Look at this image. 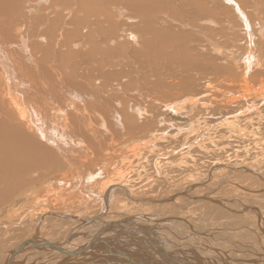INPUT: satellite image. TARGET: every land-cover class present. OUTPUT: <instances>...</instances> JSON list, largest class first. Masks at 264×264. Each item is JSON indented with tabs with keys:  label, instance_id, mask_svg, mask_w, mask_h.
Here are the masks:
<instances>
[{
	"label": "bare ground",
	"instance_id": "6f19581e",
	"mask_svg": "<svg viewBox=\"0 0 264 264\" xmlns=\"http://www.w3.org/2000/svg\"><path fill=\"white\" fill-rule=\"evenodd\" d=\"M50 1L51 0H0V208L3 206L10 205L9 203L15 204L16 201H13L14 197L19 195L21 191L24 190L27 186H31L35 182L36 178L38 180H41V179L47 178V176H50V175L55 176L58 172H62L61 178L66 179L67 175H64V174L71 172V173H75L78 176V179H81V180L83 179V182H85L84 168L89 165L90 161L88 160L92 158L91 157L92 155H90L89 153L87 155H81V151H86L92 148L91 144H88V141L92 142V139L88 137L89 140L87 141L85 139L73 137L75 136L74 127L70 123H68V121L70 118H73L76 123H80V120H83L86 122L85 126L90 131L94 132V131H97L93 127V119L95 118V120L98 122V125H99L98 131H103L104 137L110 136L111 132L109 129H107L108 127H106V113L108 109L107 101L108 99H110V96L112 93H122L120 88H117L116 90H112L108 86L102 85L101 82L98 79H96L97 70L94 69L95 68L94 57L93 56L86 57V55H84L86 53L88 54L91 53V52H88L91 47H87V49L83 51H79L80 54H74V58H76L75 61H73L74 58L71 59L70 54H64V53H61L60 55L52 54L56 48H60L58 44L64 38V35L67 32L65 31V25L62 26L63 22L68 18H72L75 13L74 9L66 10L65 8L73 7V6L75 7L78 1L79 4L82 5V8L87 9V11L85 12L86 16L92 15L93 9L90 7H87L83 3L84 0H70V2L69 1L66 2V0H53V7L51 8V11H50L49 8L48 9L44 8L49 5ZM105 1H107V4H113V3H118L122 0H105ZM123 1L128 6L137 5V6L146 7V6H149L150 4L151 5L158 4L161 0H123ZM201 1L208 4V6L211 8V11L214 13L203 9V6L201 4L198 5L196 0H192V5L194 6V9L196 7L199 8L197 11H195V13L196 14L198 13V16L200 15L202 16L203 14L204 16H206V19H209L208 21L199 23L200 27H202L204 23H208L214 31L218 29L219 31L222 29L224 30V28H226L225 30L229 32V34H231L232 39H234L235 36H242V40L238 39L236 40L235 43L232 42L233 47L236 46L238 49H233L231 52H228V51H223V48H220L214 45L213 51L216 54L215 56L217 58L222 59L224 65H228V67L231 68L224 73V77L220 78V81L223 78H227V79L229 78L228 79L229 82L226 81L225 83H222V85L228 86V85H233V84L236 85L237 83L241 84L240 85L241 92H239L238 94L236 93L235 95L233 94V92L232 94L231 93L225 94L226 100H227L226 104L231 105L233 107L235 106V103H237V101L241 102V100H243L242 98L246 99L245 101H247L250 104L242 105L241 110L235 111L233 115V116H236L237 118H238V115H241V118L243 117V119L231 118L230 122L227 123L228 125H224V123H220V122L222 121V119L227 118V117L221 116L218 118V115L216 117V114H210V109L212 110L213 106L206 105L202 101V98L200 100L199 97H190V98L187 97L186 99L183 98L182 101L174 100L172 103H167L168 105L164 106L165 108L164 110L167 111L168 121H171V122H166L165 120H162V122L160 123V126H166L168 128H173V127H176L175 125L177 123L184 122L183 124L184 125L186 124L185 128H187L186 129L187 137L186 138L184 137L182 141L186 140L187 143H189L188 140L190 141L192 138L193 139L195 138L194 143L196 144H199V141L202 139L203 141L206 142L208 139L206 140L205 138L210 136L209 134H206V133H209V131L211 130L215 131L218 129V131H220V129H223V127H225V129H228L229 132H232L233 129H235V131L237 129H240V124L245 121H247V123H250L254 119L261 120L264 117V111H263L264 106L259 105V104H264V17H262L261 19V14L259 12L262 0H201ZM29 4L37 5L35 8L36 11L30 12L31 13L30 19L27 13V10L31 9L29 8ZM188 5L190 6V2ZM135 8H138V7H135ZM257 11L259 13H256ZM221 14H222L221 19H220L221 23H217L216 17L220 16ZM36 15L38 16L43 15L44 18L48 20L50 18H54L53 23L57 25H61L62 28L57 35V42L55 41L54 37L50 38L51 40L48 42V39H46L45 37L39 36L37 39L39 41L37 42L36 47H41L42 49L36 50L35 53L37 56L33 57L32 55H30L29 47L27 46V41H29L30 38L27 35H22V33L24 31L28 32L31 30L34 24ZM21 18H24V21L21 22L20 24H17ZM93 25H96V24L94 23ZM80 26L81 28L85 30L93 28L89 25L88 19H87V22L84 24L80 23L79 19L77 20L76 25L72 26L71 24V28H80ZM40 27L42 28L44 26H40ZM69 28L70 27L68 26L66 29H69ZM182 28H186L191 31L197 32V28H194L188 25H183ZM128 32L129 31L124 30L125 37L126 35L129 34ZM142 32L145 33L146 29H143ZM17 36H18V39L21 41H18V44L16 45ZM145 36L147 37V35ZM130 37H131V40H135V38L136 39L138 38V35L136 36V34L135 35L131 34ZM209 44L212 45L213 43L209 41ZM48 45L51 46V49L48 48ZM5 47L10 48L12 50L14 49L17 50V52L20 55L19 60L22 64V69H20L21 71L20 70L16 71L14 67V63L12 62L14 59L12 60L9 59V56L5 52V49H4ZM240 47H242V49H240ZM45 48H47L46 51L43 50ZM74 48L77 49V48H80V46L74 45ZM56 59H58V65L55 66ZM43 61L48 63L47 67L40 65V63ZM108 69H109V66H106V68L103 71L105 72ZM18 74L21 75L23 79H19ZM237 75L241 77V81L237 80L236 78ZM106 76L107 75H104V78L102 80H104ZM253 80L256 81L255 87H251ZM71 83L75 85L74 88L69 86ZM207 85L208 86H206L205 88V90L207 91L211 92L212 90H216V92L220 94L224 92V91H221V89L223 88L222 85H219V84L214 85V83H208ZM34 86L38 88L40 91H42L43 96H40V94L37 91H35ZM207 95L210 96L209 93ZM233 95H235L236 97H234ZM214 97L211 96L210 98L212 100H216V98ZM102 99L104 100L103 103H101ZM88 100H91V101H88ZM92 100H94V103ZM255 103L257 104L255 105ZM94 105L96 106L93 107ZM218 106L220 107V105ZM12 109H15L20 116L16 117L12 113ZM135 110L139 113L140 116H143L142 114L148 115V112L145 110V108L137 107ZM193 116H195V118H192ZM247 116L249 118H247ZM212 121H215V122H212ZM187 122L189 123L187 124ZM113 123H114V126H113L114 128L116 127L120 129L121 131L126 130V126L124 124V118L120 120V118L117 116L115 120L113 121ZM259 125H262V124H259ZM259 125H256V126H259ZM240 132L243 133L241 129H240ZM255 137L256 136H254V139ZM154 138H155V135H153V137H151L150 140L154 141ZM242 139L243 138H241V140ZM211 140H212L211 141L212 145H214L212 146L211 149L208 148L209 146L208 147L203 146L201 144L202 142L200 143V147L203 149V150L201 149V152L202 151L206 152L209 155V153L213 154L216 151L225 152L224 150L233 148L229 145L228 142L222 143L221 144L222 146L219 147L216 141H214L213 139ZM257 140H258V137L256 141ZM111 141L112 140L108 139L107 142H104L103 144H105V147H102V149L103 151L109 154L119 155L118 157L121 158L119 161L120 166H118L117 175L112 177V179H110L109 182H106L100 188V191H99L100 197L98 198L99 203H97V201L96 203L100 205L101 210L97 214L93 213L92 217H88V215H85L84 213H81L78 211L75 212V210H67V209L66 211L62 213L60 212L53 213L51 211H48L47 209L48 208L47 202L44 201V199L47 198L45 195L44 197H41L40 199H38V197H34L36 204L32 205L31 207H35L36 212L30 210L31 213H28V214L30 215L33 214V215H31L30 217L28 216V217L31 219L32 216L34 215H38V216L31 219L32 221L33 220L35 221L34 224L30 222V219L29 221L27 220L26 222H29L30 224L25 227L24 225H22V221H24V218H26L27 215L26 214H24L23 216L17 215L11 211V208H8L10 210V214H8L9 215L8 219H11V218L13 219L16 217L15 221L19 223L17 224L15 221L12 220L11 224L14 225L15 223L17 227H20L18 228L19 230L16 229L17 228L16 227L15 228L16 230H14V233L20 232V234L16 233V235L18 236L15 235L16 237L14 238H12L13 235H11L10 233L4 236L6 238L8 237L11 238V239H8V243H13V242L15 243L16 241L17 243L15 245L13 243L14 246L12 245L13 247H11L10 250H7L2 253L0 252V255H1L0 264H45L43 262H46L47 264H128V263H123L122 261H118V260H125V262L126 260H128L130 264H145V262H141L142 260L137 259L141 255L144 257H148V262L150 264H155V261H158V259L160 261H162V259H165L169 264H179L176 261H174V259L171 258L170 252L167 250V248L164 246V243L161 241L163 239L160 240L158 239L159 237L156 238L155 236H152L156 234V233L153 234L154 232L153 226H156V225L158 226L159 224L163 222L165 223L166 221V220L163 221L164 218L158 219L155 216V214H154V217H152V219L146 217L148 213L152 212L153 208L161 207L162 210L163 208H166V207L168 208L171 204H177L179 202L178 200L182 198L181 196H183V197H186L187 199L194 200L195 202L196 201H207L209 202L208 204H212V202H215L217 205L222 206L223 209L231 211L233 213L232 205H230L232 203L227 204L226 201H216L215 200L216 199L215 197L218 195H221L222 192H218L217 190L218 193H216L215 195H212L214 191L211 192V196L203 197L202 195L210 193V191L213 189V186L218 185V182L212 181L214 174L215 175L222 174V175H225V177H227V175H230V178H232L234 177L232 176L233 171L237 172L238 171L237 168H240L237 165H236L237 167L236 166L232 167L229 165V163L224 162V161L222 162L220 158L216 159L215 161L209 163L210 168L207 171V174H205L208 177H205V179L197 181L198 179L196 180L194 176L192 179L190 178L191 180L188 182L187 186L185 184L184 186L185 189L182 187L183 190H180L175 193L173 192L168 193L164 195L163 197H161V199L155 198L154 195L152 196L149 195L150 197H146L145 195L142 194V192H149L151 189H146V188L143 189V186H140L139 184L142 181L143 174L147 175V172L149 171L147 164L155 160L154 169L156 171H162L163 165L165 166L170 163L168 160L167 161L165 160L166 158H168L166 155L170 154L167 152L169 147H171V149H173L172 152L176 154V152H178L177 150H179L176 148H180L181 143L178 144L176 140H172L171 142V140L167 139V140L162 141L163 144L165 145L162 144V145L154 146L153 144L156 142L155 141L154 143H152L151 146H149L148 143L139 141L136 143L133 142L134 144L125 148L123 152H117L115 148H112L111 143H109ZM245 141L246 140H244V142ZM183 143L185 142H182V145ZM254 144L256 143L254 142ZM192 145L195 146L192 143H190L188 146L191 147ZM257 146L255 145V147ZM234 147L240 148V146L237 144ZM241 147L243 148L242 145ZM189 149L191 148H188L187 150L189 151ZM251 149L253 148L251 147ZM73 153L77 155H73ZM251 153L253 152L251 151ZM212 154L210 156H212ZM215 155H217V152L215 153ZM184 156H185V153H184ZM152 157H154V159H152ZM101 161L104 167H102L101 172L99 171L94 175L96 180L97 178L101 177L104 174L108 175L111 172L112 168H115V165H117L116 163L113 164L109 161H106L105 159ZM239 162L241 161L239 160ZM242 162H243L242 164L244 165H250L248 163H244V161ZM133 164H135V167L133 170H134V173H136L137 178L132 180L130 179L132 178L130 176L131 172L128 171V169L131 166H133ZM186 165H188V163ZM206 166H208V164ZM254 166L256 168L257 165H254ZM182 167H184V165H182ZM186 167L189 168L190 166H186ZM174 168H175V165H174ZM250 168L252 167H246V169L244 168L243 169L248 171L252 175L255 174V176L256 175L259 176L258 179L260 178L259 180H262L264 182V177L261 176V173L263 172L258 173L257 171H254L253 168L252 169ZM64 170L65 172H63ZM192 173L193 172H191V174ZM191 174H190V177H191ZM167 177H169V174ZM226 179L228 180V178ZM72 180H77V178L73 176ZM66 181L67 183H69L71 180L69 179ZM196 183L200 185H197ZM243 184L242 186H244ZM226 185L229 186L231 184L226 183ZM49 186L51 187L48 188ZM228 186L226 187L232 191L233 188L228 187ZM67 187L68 185L65 183V181L62 183L61 181H58V182L56 181L55 185L53 184L44 185L43 190H44V193L52 192L57 196L58 200H63L67 198V196L63 195L65 192L68 191L66 189ZM221 187L222 185L220 186V189ZM177 188L179 187L177 186ZM217 189H219V187ZM220 191H222V189ZM235 191L238 192L240 190H235ZM235 191H233V194H235ZM157 193L159 192L157 191ZM119 194L121 195L120 197H119ZM124 194L127 196L129 200L126 198ZM116 195H118V197L116 198L117 201L114 204H117L119 202L118 198H120L121 200L123 199L121 206L118 208L119 214H121L120 212L122 210H127L128 212H135L134 215L124 216V217L119 218V220L110 219V217L112 216L109 214L113 210L112 209V205L114 207L113 199H114V196ZM236 195H239V194L236 193ZM257 197H259V193ZM17 204L21 207H24L26 204V200L18 201ZM138 204H144V205H138ZM40 207H42V209ZM39 209L41 210L39 211ZM243 210H249L250 212L256 210L255 213L259 215L258 225H259V228L262 229L261 227L262 219L261 218L263 215L260 216L261 212H259L258 208L253 207V206H248L245 209H242V212ZM142 211H145V212H142ZM218 212L220 213V211ZM2 214L4 213H1V215ZM21 217H23V219H21ZM187 217L188 215L186 216V218ZM236 217H239V216H236ZM54 218L58 222L67 221L68 223H70V225L68 224V226H65L66 223L59 225L56 222L54 224L56 226L52 225L51 232L55 233V234L53 233L54 236L55 235L58 237L61 236V238H63L61 241H57V242L55 239L52 238V236L49 235L51 233L50 231L46 232V230L48 229L45 227L46 222L48 223L49 220L51 221ZM141 221L148 222V224L152 226L140 225L139 222ZM107 224H110V226L107 227ZM127 226H132V227L134 226V227H137L138 229H144V231L147 230L148 235H146L147 233L145 235L138 233L136 232L137 230L135 231L136 233L133 232V234H135L133 235L129 231H126L125 228ZM254 228L252 229L254 230ZM103 229H105V231H102ZM242 230H245L246 232V229H242ZM81 231H86L90 235L91 238L87 239L88 236L85 237L82 235H80L79 237H75V234L77 232L80 233ZM99 233H101L100 238L104 240L97 239L96 242H94V244L91 246V249H88L86 253L84 252L80 253L82 250L86 249L89 246L91 239L96 234H99ZM120 235H122L123 237L125 236L126 238H129L131 240L133 239L135 241H138V243L137 242L134 243L135 245H137L135 247L136 249H134L135 255H133L134 251L128 252L130 251V249L127 250L126 252L123 249L118 250V248L116 251L114 249L113 251L111 248H107L105 246H102L100 248V245L104 241L108 242V240L116 239V241L120 242L119 241ZM105 236H108V237H105ZM254 238L252 240H255ZM139 241L140 242L143 241L142 243L145 242L148 246H150L149 247L151 248L150 251L146 249V247L144 246L145 244L144 245H142V243L139 244ZM171 241L169 240V242ZM45 242L56 245L60 247L61 249L57 250L55 248L53 249V248L42 246V244ZM157 242L160 244V247L162 249L159 248V245ZM80 244H83L85 246L81 248ZM118 244L117 242L116 244L114 243V247H116V245L118 246ZM66 251H68L69 254L71 253L73 256H70V255L68 256L64 254V252ZM222 253L220 255H222ZM43 254L45 256H43ZM55 255H57V257H54ZM137 255L138 257H136ZM195 255L197 256V254ZM109 257L111 258L115 257L116 260L110 259ZM234 257L236 256L234 255ZM38 258H41V259L38 260ZM58 258L60 259L58 260ZM22 260H24L25 263H23ZM226 260H229V259L226 258ZM188 264H195V263H188ZM198 264H203V263L201 262ZM237 264H239V262H237Z\"/></svg>",
	"mask_w": 264,
	"mask_h": 264
},
{
	"label": "rangeland",
	"instance_id": "374dc122",
	"mask_svg": "<svg viewBox=\"0 0 264 264\" xmlns=\"http://www.w3.org/2000/svg\"><path fill=\"white\" fill-rule=\"evenodd\" d=\"M67 1L70 2V0H66V2ZM189 2H190V6L188 5ZM196 2L198 3V5L201 4L203 6V9L211 11V8L205 2H202L201 0H196ZM83 3L87 7H90L93 9V14L86 16L85 12L87 11V9L82 8V5H80L78 1L75 7L73 6V7L65 8L66 10L74 9L75 13L72 18H68L63 22L62 26L65 25V31L67 32L64 35V38L58 44L60 48H56L52 54H55V55H60L61 53L70 54L71 59H73L74 54H80L79 51H83L87 49V47H91L90 50L88 51L91 53L89 54L86 53L84 55H86V57H90V56L94 57V66H95L94 69L97 70L96 79H98L102 85L104 86L106 85L112 90H116L117 88H120L122 92V93H112L110 96V99H108L107 101L108 109L106 113V127H108L107 129L110 130L111 135L104 137L103 136L104 132L98 131L99 125H98V122L95 120V118L93 119V127L97 131H94V132L90 131L85 126V123H86L85 121L80 120V123H76L73 118L69 119L68 123H70L74 127V131H75V136L73 137H78L81 139H85L87 141L89 140L88 137L92 139V142L88 141V144H91L92 148L86 151L80 150L81 155H87L88 153L92 155L91 156L92 158L88 160L90 161L89 165L84 168L85 182H83V179L82 180L78 179V176L75 173H71V172L64 174V175H67L66 179L61 178L62 172H58L55 176L53 175L47 176V178H44L41 180H38L36 178L35 182L31 186H27L24 190L21 191L19 195L14 197L13 201H16L15 204L9 203L10 205L3 206L0 208V250L2 249L0 252L2 253L7 250H10L11 247H13L17 243V241L15 243L13 242L14 245L13 243H8V239H11V238L8 236H7L8 238H6L4 236L10 233L11 235H13L12 238H14L18 236L16 235L17 232L14 233V230L20 228V227H17L15 223L14 225L11 224V221L12 220L15 221L16 217L13 219L12 218L8 219L9 217L8 214H10V210L8 208H11V211L17 215H20V216H23L24 214L27 215L26 218H24V221H22V225L26 227L27 225L30 224L29 222H26V221L27 220L29 221L30 219L29 217L33 215V214L30 215L28 213H31L30 210L36 212L35 207H31L32 205L36 204L34 197H38V199H40L41 197H44L45 195L47 198L44 199V201L47 202V205H48L47 209L48 211H51L53 213L54 212L62 213L66 211L67 209V210H75V212L78 211V212L84 213L85 215H88V217H92L93 213L97 214L101 210L100 205L97 204L99 203L98 198L100 197V193H99L100 188L106 182H109L110 179H112V177L117 175V171H118L117 169H118V166H120L119 161L121 159L120 157H118L119 155H116V154L112 155V154H109L103 151L102 147H105V144L103 143L107 142L108 139L112 140L109 143H111L112 148H115L117 152H123L125 148L133 145L134 144L133 142L135 143L139 141L146 142L149 144V146H151L152 143L156 141L153 145L157 146V145H162L163 140L169 139L171 140V142L172 140H176L178 144L181 143V147L176 148V149H179L177 150L178 152H176L177 156L176 154H174V152H172L173 149L169 147L167 152L170 154L166 155L168 158H166L165 160L166 161L168 160L171 164L169 163L168 165H165V166L163 165V169H162L163 172L156 171L154 169L155 160L147 164L149 171L147 172V175L143 174L142 181L140 180L141 183L139 184L140 186H143V189L144 188L151 189L149 192H142V194L145 195L146 197H150L149 195L151 196L154 195L155 198L161 199V197H163L164 195L168 193H172V192L175 193L180 190H183L185 184L187 186L188 182L194 176L196 180L198 179L197 181L205 179V177H208L205 174H207V171L210 168L209 163L219 158L222 162L223 161L227 162L232 167L237 165L240 168H237L238 170L237 172L233 171L232 176H234L235 178L234 177L230 178V175H227V177H225V175H222V174H219V175L214 174L212 181L218 182V185H214L210 193L202 195L203 197H206V196H211L212 191H214L212 195H215L218 192H222L221 195L216 196L215 197L216 199L215 198L214 199L216 201H226L227 204L232 203L230 205H232L233 213L231 211L223 209L222 206L217 205L215 202H212L213 204L212 206V204H208L209 202L207 201H196L195 202L194 200H190V199H187L186 197L181 196L182 198L178 200L179 202L177 204H171L173 206L170 205L168 208L167 207L163 208V210L161 207L153 208L152 209L153 213L150 212L151 214L148 213V215H146V217L152 219V217H154V214H155V216L158 219L164 218L163 221L166 220L165 223L163 222L159 224L158 226L157 225L154 226L153 234L156 233L154 234V236L156 238L159 237L158 239L160 240L163 239L161 241L164 243V246L167 248V250L170 251V256L172 259H176L183 263L198 264L202 262L203 264H208V263L210 264H237V262H239V264H250V263L251 264H264V258H263L264 257V246H263L264 245V242H263L264 241V230H263L264 229V182L262 180H259L260 178L258 179L259 176L257 175L255 176V174L252 175L248 171L244 170L246 169V167H252L253 170L257 171L258 173L263 172L261 173V176L264 177V150H262L264 149V141H263L264 140V137H263L264 136V130H263L264 129V117L261 120L254 119L250 123H247V121L241 123L240 129L241 131H243L244 135L242 132H240V129H237L236 131L235 129H233L234 132L233 131L229 132L228 129H225V127H223V129H220V131H218L217 129L215 131L211 130L209 131V133H206L210 135L207 138H205L206 140L207 139L208 140L205 142L202 139L199 141V144L194 143L195 138L194 139L190 138L191 140L190 141L188 140L189 143H187L186 140L182 141L184 137L185 138L187 137L186 135L187 128H185L186 124L184 125L183 124L184 122L177 123L175 125L176 127H173V128H168L166 126H160V123L162 122V120H165L166 122H171V121H168L167 111L164 110L165 109L164 106L168 105L167 103H172L174 100L182 101L183 98L186 99L187 97L188 98L199 97L200 100L202 98V101L206 105H212L213 108L212 110L210 109V114H216V117L218 115V118L221 116L227 117V118L222 119V121L220 120L221 121L220 123H224V125H228L227 123L230 122L231 118L243 119V117L241 118V115H238V118L233 115L235 111L241 110L242 105L244 104L246 105L250 103L245 101L246 99L242 98L243 100H241V102L237 101V103H235V106L233 107L231 105L226 104L227 100H226L225 94L227 93L232 94V92L235 95L236 93L238 94L239 92H241V86H240L241 84L237 83L236 85L233 84V85H228V86L222 85V83H225L226 81H228L229 78L228 79L223 78L221 79V81H220V78L224 77V73L231 68H229L228 65H224L222 59L217 58L215 56L216 54L213 51L214 45L220 48H223V51H228V52H231L233 49H238L236 46L233 47L232 42L235 43L236 40L238 39L242 40V36H235V38L232 39L231 34H229V32L225 30L226 28L220 31L217 28L218 30L214 31L208 23H204L202 27H200L199 23L208 21L209 19H206V16H204L203 14L202 16L201 15L198 16V13L197 14L195 13V11H197L199 8L196 7L194 9V6L192 5V0H161L158 4H155V5L150 4L149 6H146V7L137 6V5L128 6L123 0L118 3H113V4H107V1L105 0H84ZM263 3H264V0L261 1V7L259 9V12L261 14V19L262 17H264V4ZM36 6H37L36 4H29V8H31L27 10L29 19L31 18L30 12L31 11L35 12ZM52 7H53V0H51L49 5L44 8L45 9L49 8L51 11ZM135 7H138V8H135ZM259 12L257 11L256 13H259ZM222 14L216 17L217 23H221L220 19H221ZM78 19H79V22L82 24L86 23L88 19L89 25L93 28L88 29V30L81 28V26L80 28H71V24L72 26L76 25ZM53 20L54 18H50L48 20L44 18L43 15H39V16L36 15L35 21H34V24L31 30L28 32L24 31L22 33V35H27L30 38V40L27 41V46L29 47L30 55H32L33 57L37 56L35 53L36 50L42 49L41 47H36L37 42L39 41L37 40L39 36L45 37L46 39H48V42L51 40L50 38L54 37L55 41L57 42V35L59 31L61 30L62 26L53 23ZM23 21H24V18H21L17 24H20ZM94 23L96 25H93ZM183 25H188V26L197 28V32L191 31L186 28H182ZM40 26H44V27L41 28ZM68 26L70 28L66 29ZM143 29H146L145 33L142 32ZM124 30L129 31L128 32L129 34L127 33L129 36L126 35L125 37ZM131 34L132 35L136 34V36L138 35V38L137 39L135 38V40H131V37H130ZM145 35H147V37ZM16 39H17L16 41V45H17L18 41H21V40L18 39V36L16 37ZM209 41H211L213 44L212 45L209 44ZM74 45H79L80 48L75 49ZM48 48L51 49V46L48 45ZM4 49H5L6 54L9 56V59L11 60L14 59L12 62L14 63V67L16 71L22 69V64L19 60L20 55L17 52V50L15 49L12 50L6 47ZM46 49L47 48L43 50L46 51ZM240 49H242V47H240ZM75 60L76 58L73 59V61ZM47 64L48 63L45 61L40 63V65L44 67H47ZM56 65H58V59H56L55 66ZM105 65L109 66V69L104 72L103 70L106 68ZM104 75H107V76L104 80H102L104 78ZM18 77L19 79H23L22 76L19 74H18ZM236 78L238 81H241V77H239L238 75L236 76ZM208 83H214V85H218V84L222 85L223 88L221 89V91H224V92L220 94V93H217L216 90H212L211 92L205 90L206 86H208L207 85ZM69 86L74 88L75 85L71 83ZM255 86H256V81L253 80L251 87H255ZM34 88H35V91H37L40 94V96H43L42 91H40L35 86ZM208 93L210 94V96L207 95ZM213 94L215 97L213 96ZM235 95L233 96L236 97ZM211 96L216 98V100H212L210 98ZM88 101H91V100H88ZM92 101L94 103V100ZM103 102L104 100L102 99L101 103ZM256 104L257 103H255V105ZM218 105H220V107ZM259 105L264 106V104H259ZM95 106L96 105H94L93 107ZM137 107L145 108V110L148 112V115L142 114L143 116H140L139 113L135 110ZM12 113L16 117L20 116L15 109H12ZM117 116L120 118V120L124 118V124L126 126V130L121 131L120 129L113 127L114 126L113 121L115 120ZM192 118H195V116H193ZM247 118L249 117L247 116ZM212 122H215V121H212ZM188 123L189 122H187V124ZM254 123L256 125H259V124H262V125L256 126ZM153 135H155L154 141L150 140V138L153 137ZM254 136H256L255 139H254ZM240 137L243 139L241 140ZM257 137L260 142L258 140L256 141ZM211 139L216 141L219 147L222 146L221 145L222 143L228 142L229 145L233 148L226 149L224 150L225 152L214 150L217 152V155L219 156L215 155L216 152L213 154L209 153V155L203 151L202 153L201 152L202 148L200 147V143L202 142L201 144L203 146H207V147L209 146L208 148L211 149L212 146H214L212 145ZM244 140H246L245 141L246 143L244 142ZM182 142H185V143H183L182 145ZM247 142L249 143V145ZM254 142L256 144H254ZM190 143L194 144L195 146L193 145L191 147L188 146ZM236 144L239 145L240 148L238 147L235 148L234 146ZM241 145L243 146L244 149L241 147ZM255 145L256 146L258 145V146L255 147ZM251 147L253 149H251ZM188 148H191V149H189L188 151L187 150ZM251 151L253 153H251ZM184 153H185V156H184ZM211 154L212 156H210ZM73 155H77V154L73 153ZM180 155L183 157H181ZM239 156L241 157L243 156L242 159L244 160H242L241 157ZM103 159L113 164L116 163L117 165H115V168H112L111 172L108 175L104 174L101 177L97 178L96 180L94 175L99 171L101 172L102 167H104L101 161ZM152 159H154V157H152ZM239 160L241 162H239ZM242 161H244V163L250 164L251 166L242 164L243 163ZM187 163L188 165H186ZM207 164L209 167L206 166ZM253 164L257 165L258 167L256 166L255 168ZM174 165H175V168H174ZM182 165H184V167H182ZM186 166H190L189 167L190 169ZM134 167H135V164H133V166H131L128 169V171L131 172L130 176L132 178L130 179L132 180L137 178V175L136 173H134V170H133ZM190 171L193 172L192 173L193 175L191 174ZM63 172H65V170ZM168 174H169V177H167ZM190 174H191V177H190ZM73 176L77 178L78 181L72 180ZM226 178H228V180ZM69 179L71 181L67 183L66 180H69ZM56 181L57 182L61 181V183L65 181V183L68 185V187L66 188L68 191L63 194L64 196H67V198L63 200H58L57 196L54 193L52 192L44 193V190H43L44 185H47V184L55 185ZM222 182H224L225 184ZM226 183L227 184L230 183L231 185L228 186L226 185ZM196 184L200 185L198 183ZM242 184L244 186H242ZM221 185H222L221 187L222 191H220ZM177 186L179 188H177ZM226 186L232 187L233 188L232 191L229 190ZM50 187L51 186H49L48 188ZM218 187L219 189H217ZM235 190H240V191L236 192ZM157 191L159 193H157ZM233 191H235V194H233ZM236 193L239 194L240 196L236 195ZM258 193H259V197H257ZM116 196L118 197V195ZM120 196L121 195L119 194V197ZM23 200H26V204L24 207H21L17 203L18 201H23ZM116 201L117 200H115L114 198L113 204ZM118 201L119 202L117 204H114V207L112 205L113 213L111 211V213L109 214L112 216L110 217V219L119 220V218L124 217L126 215H132V214L134 215L135 212H128L127 210H122L120 212L121 214H119L118 208L121 206L123 199L121 200L120 198H118ZM138 205H144V204H138ZM248 206L257 207L259 212H261L260 216L263 215L261 218L262 219L261 221L262 229L259 228V225H258L259 215L255 213L257 209L252 212H250L249 210H243L242 212V209H245ZM93 207L97 210H95ZM40 208L42 209V207ZM41 209H39V211ZM218 211H220V213ZM142 212H145V211H142ZM1 213H4V214L1 215ZM187 215L188 217L186 218ZM234 215L239 216V217H236ZM37 216L38 215H34L32 216V218H35ZM21 219H23V217H21ZM31 219H30V222L34 224L35 221L34 220L32 221ZM15 222L19 224L17 221ZM55 222L59 225L60 224L62 225L63 223H66L65 226H68V224L70 225V223H68L67 221L58 222L54 218L51 221L49 220L48 223L46 222L45 227L48 229L46 230V232L52 231V225H54ZM145 223H148V222H145ZM133 227L130 226L129 232L131 234H133V231L135 232L137 230L136 232H138L139 230V233L142 232L141 234H144V235L147 233L146 235H148L147 230L144 231V229H138L137 227H134V228ZM252 228H254V230ZM242 229H246V232L245 230H242ZM53 233L51 232L49 235L52 236V238L55 239L56 242L61 241L63 239L61 238V236L60 237L56 235L54 236L55 233L54 234ZM17 234H20V232ZM87 234L88 233L86 231H81L80 233L77 232L75 234V237H79L80 235H82L85 237L88 236L87 239L88 238L90 239L91 238L90 235L89 234L87 235ZM257 237L259 238V240ZM124 238L126 237L125 236L123 237L122 235H120L119 236L120 242L116 241V239L114 240L107 239L108 243L110 244V245L108 244L109 248H111L112 250L114 249L115 251L117 250V248L118 250L123 249L126 252L127 250L130 249V251L128 252L134 251L133 255H135L134 249H136L135 247L137 245H135L134 243L135 242L138 243V241H135L133 239L131 240L129 238H126V239ZM253 238L255 240H252ZM169 240L170 241L172 240L173 242L172 241L169 242ZM116 242L117 244L118 243L119 244L118 246L116 245V247H114V243L116 244ZM142 242L139 241V244ZM80 245H81V248L85 246L83 244H80ZM142 245H144L146 249L150 251L151 249L149 248L150 246H148L145 242L142 243ZM102 246L104 245L101 244L100 248ZM234 246L236 249L234 248ZM259 247L262 249H260ZM221 253L222 255H220ZM195 254H197V256ZM234 255L236 257H234ZM43 256L45 255L43 254ZM54 257H57V255H55ZM136 257H138V255ZM109 258L116 260L115 257H112V258L109 257ZM226 258L229 260H226ZM39 259L41 258H38V260ZM59 259L60 258H58V260ZM137 259L142 260L141 262H145V264H150L148 262V257H144L141 255ZM118 261H122L123 263L130 264L128 260H126V262L125 260H118ZM242 261L245 263H243ZM22 262L25 263L24 260H22ZM43 263L47 264L46 262H43ZM155 264H169V263L165 259H162V261L158 259V261H155Z\"/></svg>",
	"mask_w": 264,
	"mask_h": 264
},
{
	"label": "water",
	"instance_id": "95a60500",
	"mask_svg": "<svg viewBox=\"0 0 264 264\" xmlns=\"http://www.w3.org/2000/svg\"><path fill=\"white\" fill-rule=\"evenodd\" d=\"M108 226H110V224H107V227ZM102 231H105V229H103ZM101 233H103V232H101ZM101 233H99V234H96L92 239H91V242L89 243V246L86 248V249H84V250H82L80 253H86L87 251H88V249H91V246L94 244V242H96V240L97 239H102V238H100V234ZM102 240H104V239H102ZM102 244L105 246V247H107L108 246V242H102ZM42 246H44V247H49V248H55V249H57V250H60L61 248L60 247H58V246H56V245H53V244H51V243H48V242H45V243H43L42 244ZM64 254H66V255H70V256H73L71 253L69 254V252L68 251H66V252H64Z\"/></svg>",
	"mask_w": 264,
	"mask_h": 264
},
{
	"label": "crops",
	"instance_id": "0c3cea01",
	"mask_svg": "<svg viewBox=\"0 0 264 264\" xmlns=\"http://www.w3.org/2000/svg\"><path fill=\"white\" fill-rule=\"evenodd\" d=\"M114 193V192H113ZM114 198H115V200H116V198H117V196H114ZM111 201V200H110ZM133 215V214H132ZM126 216H131V215H126ZM262 223V222H261ZM139 224L140 225H144V226H152V225H149L148 223H145V222H143V221H141V222H139ZM126 231H129L130 230V226H127L126 228ZM131 230H133V229H131ZM153 231H154V226H153ZM134 232V231H133ZM148 232V231H147ZM138 233H139V231H138ZM142 233V232H141ZM152 236H154V235H152ZM105 237H108V236H105ZM158 243V242H157ZM110 245V244H109ZM158 245H159V248H161L160 247V244L158 243ZM107 248H109V246H107ZM162 249V248H161ZM170 252V251H169ZM153 253V252H152ZM174 261H176L177 263H179V264H188V263H183V262H181V261H178V260H176V259H174Z\"/></svg>",
	"mask_w": 264,
	"mask_h": 264
}]
</instances>
